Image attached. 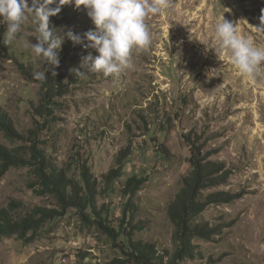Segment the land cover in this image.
Segmentation results:
<instances>
[{
  "label": "rangeland",
  "instance_id": "374dc122",
  "mask_svg": "<svg viewBox=\"0 0 264 264\" xmlns=\"http://www.w3.org/2000/svg\"><path fill=\"white\" fill-rule=\"evenodd\" d=\"M173 3L166 14L146 19L152 43L133 53V69L107 77L74 74L54 97H45L44 83L33 73L45 67L46 75L85 71L80 66L90 50L65 39L58 67L45 65L26 47L36 42L31 14L11 46L0 43V112L15 131L7 136L0 129V145L24 161L5 168L0 160V216L31 217L41 226L35 236H0V264H130L120 243L126 241L124 229L132 227L135 241L171 255L175 227L167 209L197 154L222 162L229 173L224 185L202 194L238 198L209 205L193 220L211 232L194 237V254L176 264H264V88L246 82L201 44L224 14L264 46V32L248 26L260 27L264 0ZM50 27L83 36L94 25L83 7L66 4ZM5 31L0 24V41ZM30 148L80 185V168L89 170L97 192L85 210L89 221L43 188ZM124 153L119 178L107 186L105 177ZM131 179L136 188L125 192ZM98 216L103 224L120 226L122 235L112 239L95 223Z\"/></svg>",
  "mask_w": 264,
  "mask_h": 264
},
{
  "label": "clouds",
  "instance_id": "9594fccd",
  "mask_svg": "<svg viewBox=\"0 0 264 264\" xmlns=\"http://www.w3.org/2000/svg\"><path fill=\"white\" fill-rule=\"evenodd\" d=\"M66 4H74L77 9L83 7L94 28L81 36L71 31L61 35L50 27V18L57 16ZM173 7V0H32L31 6L28 0H0V24L6 26L0 43L11 46L31 14L32 23L36 25V42L29 41L26 47L45 65L58 67V52L68 39L90 50L80 66L85 71L72 70L77 76H84L86 72L102 73L106 77L119 75L125 69L134 68V52L146 50L152 43L146 19L164 15ZM242 22L247 24L246 20ZM248 26L264 32V10L260 27ZM201 44L206 52H214L218 61L227 60L246 82L264 88V46L256 44L251 35L241 34L238 23L225 20L223 14L208 33L206 43ZM47 71L45 67L34 72L33 78L43 82Z\"/></svg>",
  "mask_w": 264,
  "mask_h": 264
},
{
  "label": "trees",
  "instance_id": "16d2710c",
  "mask_svg": "<svg viewBox=\"0 0 264 264\" xmlns=\"http://www.w3.org/2000/svg\"><path fill=\"white\" fill-rule=\"evenodd\" d=\"M75 72L66 75L59 72L54 75H47V79L43 81L46 88L45 97H54L56 93L63 88L64 80H73ZM45 108V107H44ZM0 129L7 136L14 135L15 131L12 121L0 112ZM30 148L31 159L35 161L37 166V176L40 182L53 195L58 203L63 207L75 208L79 211L83 221H89V215L85 213L87 208L90 209L91 204L97 194L95 180L91 181L89 170L83 166L80 168L83 185L68 179L63 171L57 170L48 160L45 153ZM127 153L121 154L117 158L116 169L109 171L105 180L107 186L112 184L114 180L120 176V166ZM0 160L3 161L5 168L10 166H18L24 161L21 157L12 155L9 150L0 145ZM229 173L225 170V165L220 161L207 160L206 157L199 158V155L193 156L190 160V173L183 177L182 188L176 195L174 201L168 206L167 216L171 224L175 227L174 242L176 250L171 255L167 251H157L151 244L135 241L133 239L136 227L126 231L124 229L123 237L125 242L120 243L123 254H125L130 264H176L177 261L185 257H192L194 254L191 241L194 237L207 238L211 230L207 229L205 224L193 223V220L212 204L229 203L233 198L225 192L211 193L206 196L202 192L207 188L224 185L227 181ZM137 182L131 179L125 185V192H130L136 188ZM95 214V213H94ZM122 218L126 215V209L122 213ZM95 222L100 228L108 233L112 239L116 240L122 235V228L113 227L103 224L98 216ZM131 220V219H130ZM39 219L31 217L26 219H14L11 217L3 218L0 216V236H11L17 234L19 238H25L29 231L35 236L40 230ZM131 226V223H127ZM110 264H121L116 260Z\"/></svg>",
  "mask_w": 264,
  "mask_h": 264
}]
</instances>
